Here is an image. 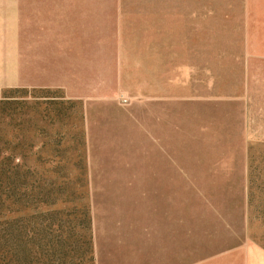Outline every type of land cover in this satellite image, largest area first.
I'll return each mask as SVG.
<instances>
[{"label":"rangeland","instance_id":"1","mask_svg":"<svg viewBox=\"0 0 264 264\" xmlns=\"http://www.w3.org/2000/svg\"><path fill=\"white\" fill-rule=\"evenodd\" d=\"M70 13L111 21L80 94L0 99V155L14 151L34 211L69 232L57 264L264 249V0H70Z\"/></svg>","mask_w":264,"mask_h":264},{"label":"crops","instance_id":"2","mask_svg":"<svg viewBox=\"0 0 264 264\" xmlns=\"http://www.w3.org/2000/svg\"><path fill=\"white\" fill-rule=\"evenodd\" d=\"M110 24L102 13H70V0H0V99L9 90L79 93ZM255 122V144H264L263 120ZM188 264H264V249L248 240Z\"/></svg>","mask_w":264,"mask_h":264},{"label":"trees","instance_id":"3","mask_svg":"<svg viewBox=\"0 0 264 264\" xmlns=\"http://www.w3.org/2000/svg\"><path fill=\"white\" fill-rule=\"evenodd\" d=\"M9 152L6 157L0 155V264L61 263L63 239L69 232L61 220L48 218L50 210L34 211L39 206L37 201L34 205L35 193L19 182L21 166L15 162L14 151ZM23 166L31 173L26 163Z\"/></svg>","mask_w":264,"mask_h":264}]
</instances>
